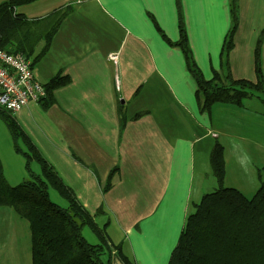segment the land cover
Masks as SVG:
<instances>
[{"label":"crops","instance_id":"1","mask_svg":"<svg viewBox=\"0 0 264 264\" xmlns=\"http://www.w3.org/2000/svg\"><path fill=\"white\" fill-rule=\"evenodd\" d=\"M60 6L69 12L32 71L41 84L57 72L70 81L53 90L47 109L29 101L11 114L81 206L90 214L101 208L97 223L126 257L134 264H167L192 204L216 186L209 163L215 139L223 148V185L245 198L256 192L257 170H264L260 102L214 103L209 113L198 111L197 86L182 52L151 21L176 41V0H33L17 11L35 18ZM179 11L192 57L210 79L222 70L228 0H179ZM263 27L264 0H238L229 52L233 78L255 80L254 47ZM260 64L264 76V35ZM0 162L9 185L26 176L1 120ZM2 223L8 228L0 230L4 264H31L27 221L10 217ZM111 264L124 263L113 253Z\"/></svg>","mask_w":264,"mask_h":264},{"label":"trees","instance_id":"2","mask_svg":"<svg viewBox=\"0 0 264 264\" xmlns=\"http://www.w3.org/2000/svg\"><path fill=\"white\" fill-rule=\"evenodd\" d=\"M32 1L0 2V49L12 54L21 53L30 59L31 66L48 51L53 36L70 9L60 6L35 18H27L17 11L19 5ZM176 6L179 35L176 41L165 36L153 17L151 21L160 37L182 52L186 68L197 86L194 98L198 111L209 113L214 103L244 107L246 100L257 98L264 115V76L260 64L264 27L254 47L255 80L233 78L229 52L238 25V0H228L230 27L220 50L222 70L220 73L213 71L212 77L205 79L188 45L179 0H176ZM40 43L42 45L38 49ZM69 81L67 75L55 73L42 84L44 95L37 102L47 109L54 102L53 90ZM120 107L118 117L122 128L125 118ZM144 113H136L133 118ZM0 120L11 137L14 152L23 158L26 172L18 184L11 186L4 178L0 162V207L11 209L17 217L27 221L31 264H111L113 253L124 264H134L123 253L120 244L109 240L105 225L97 223L95 218L102 212L101 208L90 214L81 206L11 112L0 108ZM209 163L216 186L192 204L167 264H264V170H257L259 186L251 198H245L237 190L223 185V148L217 139L211 147ZM115 171L113 168L109 172L102 189L104 192L111 187ZM49 189L65 201V206H59L49 198ZM84 228L97 238L98 243L86 240L82 234Z\"/></svg>","mask_w":264,"mask_h":264},{"label":"built area","instance_id":"3","mask_svg":"<svg viewBox=\"0 0 264 264\" xmlns=\"http://www.w3.org/2000/svg\"><path fill=\"white\" fill-rule=\"evenodd\" d=\"M115 58V54L110 55V59ZM43 95V86L34 77L30 59L0 49V108L15 113Z\"/></svg>","mask_w":264,"mask_h":264},{"label":"rangeland","instance_id":"4","mask_svg":"<svg viewBox=\"0 0 264 264\" xmlns=\"http://www.w3.org/2000/svg\"><path fill=\"white\" fill-rule=\"evenodd\" d=\"M259 102V101H258ZM257 100L255 98H252L250 101H249V104L250 105H256L258 104ZM210 192V191H209ZM49 198L57 205L59 206H65V201L62 200L53 190L49 189ZM3 209L2 211H5V214L3 212H0V220L1 219H8L10 217H17L16 214L9 208H1ZM19 224V223H18ZM22 224V223H21ZM4 225L3 223L0 224V230H3L4 228L8 229L7 227L5 226H2ZM19 226V225H18ZM23 226L19 227L20 229H22ZM82 234L83 236L86 238V240L89 242V243H92V244H96L98 243V240L97 238L87 229V228H84L83 231H82ZM123 250V249H122ZM5 259L3 258H0V264H4V261Z\"/></svg>","mask_w":264,"mask_h":264}]
</instances>
